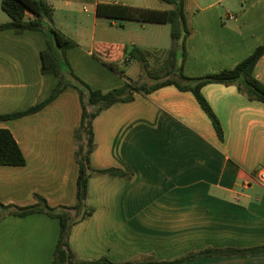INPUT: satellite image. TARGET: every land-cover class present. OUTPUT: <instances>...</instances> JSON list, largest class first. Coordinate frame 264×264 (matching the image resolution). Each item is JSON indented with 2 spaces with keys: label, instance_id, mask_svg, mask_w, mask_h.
Segmentation results:
<instances>
[{
  "label": "crops",
  "instance_id": "0c3cea01",
  "mask_svg": "<svg viewBox=\"0 0 264 264\" xmlns=\"http://www.w3.org/2000/svg\"><path fill=\"white\" fill-rule=\"evenodd\" d=\"M48 2L54 26L77 43L67 51L74 71L94 89L108 92L127 77L156 82L147 70L163 66L171 47L160 49V40H151L148 32H109L118 22L98 16L97 5H171L161 0ZM2 10L0 0V24L10 20ZM186 11L192 29L187 76L234 68L264 44V0H186ZM108 44L125 45L127 51L110 50ZM46 46L43 31H0V115L40 104L56 87L58 77L42 72ZM131 46L144 51L147 70L130 54ZM255 76L264 83V55ZM202 93L222 124L223 140L196 96L175 85L136 93L133 101L116 103L96 117L92 166L133 176L90 178L87 206L93 213L70 234L78 259L166 261L207 248L264 246V183L257 177L264 168V103L249 99L236 84L210 83ZM81 119L80 94L68 87L36 113L0 120L26 159L24 165H0L3 204L29 206L37 194L52 207L76 204L74 133ZM59 231V219L44 213L2 214L0 264H53ZM180 264H264V252L207 255Z\"/></svg>",
  "mask_w": 264,
  "mask_h": 264
},
{
  "label": "trees",
  "instance_id": "16d2710c",
  "mask_svg": "<svg viewBox=\"0 0 264 264\" xmlns=\"http://www.w3.org/2000/svg\"><path fill=\"white\" fill-rule=\"evenodd\" d=\"M161 1L171 5L172 8L159 9L120 3H98L97 15L117 21L119 27H123L125 21L170 24L172 37V46L169 49L168 57L164 65L158 69L147 70L148 64L144 51L137 46L130 47V54L143 64L150 77L156 81L154 84L133 81L127 77L122 86L103 92L100 89H94L74 71L68 59L67 51L76 46L77 43L54 26V7L48 0H2V9L8 14L10 20L0 24V31L11 29L16 33H23L27 30L45 32L47 46L41 52L42 72L56 75L58 83L49 97L42 103L25 111L0 115V120L16 119L36 113L54 101L68 87H74L78 90L82 103V119L74 133L77 146L75 157L79 165L76 204L52 207L44 197L38 194L36 195V203L24 207L5 205L0 201V219L2 214L25 217L33 213H44L59 219L60 231L53 264H180L200 256L264 252V246L246 249L207 248L175 260L159 261L149 258L118 263L107 258L94 261L80 260L70 246L72 227L93 213V209L87 206L90 178L94 175H110L130 179L133 176L132 173L117 168L96 169L92 166L91 155L97 147L94 120L104 109L119 102H131L135 99L136 93L148 94L163 86L175 85L180 90L191 91L196 96L201 107L212 120L219 138L223 140L222 124L202 93V88L205 85L210 83L236 84L249 99L264 103V83L255 76L256 65L264 55V44L258 46L252 54L234 68L201 77L187 76L184 72V62L188 55L187 41L192 29L186 11V0ZM108 49L127 51V46L108 44ZM121 73L123 74V72ZM25 163V156L13 133L7 128H0V165H24Z\"/></svg>",
  "mask_w": 264,
  "mask_h": 264
},
{
  "label": "rangeland",
  "instance_id": "374dc122",
  "mask_svg": "<svg viewBox=\"0 0 264 264\" xmlns=\"http://www.w3.org/2000/svg\"><path fill=\"white\" fill-rule=\"evenodd\" d=\"M3 12V10H2ZM110 20V19H109ZM111 22V20H110ZM127 24L126 28L116 27L114 30L111 29L109 32H148L151 40H160V49H169L172 46L171 37V26L170 24L164 23H142L139 21H125ZM110 27V26H109ZM127 34V33H126ZM126 39V38H125Z\"/></svg>",
  "mask_w": 264,
  "mask_h": 264
},
{
  "label": "built area",
  "instance_id": "2783aa9c",
  "mask_svg": "<svg viewBox=\"0 0 264 264\" xmlns=\"http://www.w3.org/2000/svg\"><path fill=\"white\" fill-rule=\"evenodd\" d=\"M228 17H229L230 19H235V18H236V15H235V14H229ZM257 177H258L259 181H261V182L264 183V168H261V169L258 171Z\"/></svg>",
  "mask_w": 264,
  "mask_h": 264
}]
</instances>
